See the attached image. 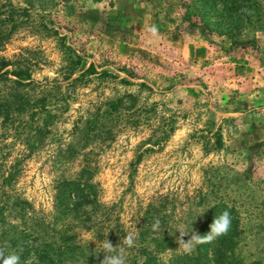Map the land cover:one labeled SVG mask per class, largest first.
Segmentation results:
<instances>
[{"label": "rangeland", "instance_id": "374dc122", "mask_svg": "<svg viewBox=\"0 0 264 264\" xmlns=\"http://www.w3.org/2000/svg\"><path fill=\"white\" fill-rule=\"evenodd\" d=\"M239 5L230 29L244 48L218 34L221 0L218 13L204 0H0V58L54 95L0 129V169L17 161L14 199L52 221L65 264H99L100 233L120 245L129 231L127 264L140 249L169 263L185 255L177 228L201 235L214 207L239 220L245 260L264 262V0ZM85 169L99 205L66 212L56 186ZM5 213L0 243L27 264V213L12 199Z\"/></svg>", "mask_w": 264, "mask_h": 264}, {"label": "trees", "instance_id": "16d2710c", "mask_svg": "<svg viewBox=\"0 0 264 264\" xmlns=\"http://www.w3.org/2000/svg\"><path fill=\"white\" fill-rule=\"evenodd\" d=\"M101 1V0H95ZM205 7L211 12L218 13L217 9L218 0H204ZM224 4V9L219 18L222 20L219 23V27L228 23V27L224 31H220L221 36H227L231 41L232 48H244L246 42L238 40L239 38L234 36L230 26L236 23V19L244 20L242 14H246V11H238L242 8L239 5L241 0H221ZM256 5V2H251ZM246 4V3H245ZM255 7V6H254ZM255 14V9L252 10ZM252 15L247 18L251 19ZM0 37V45L2 43ZM94 68L91 66L84 71L81 76L91 73ZM49 91L42 86L41 83L36 82L31 75L29 67L23 63V61L16 60L10 61L5 58H0V129L2 127L7 128L8 124H14L18 115L28 113L31 117L38 115L39 111L47 112ZM54 97L51 94L50 98ZM1 138V136H0ZM17 161L14 162L8 171L0 169V223H5L8 202L12 199L13 205L21 208V211L26 212L27 215L25 222L24 238L27 241L26 254L23 260L27 264H65L69 259L68 254L70 249L61 245L58 236V232L52 227V221H46L44 218L39 217V214L35 211L32 204L28 200L22 201V205H19V201L14 199L16 192L15 185L18 180L19 169L17 168ZM94 175L89 169L82 171L79 178L74 180L60 181L57 186V199L56 202L61 203V207L67 212L70 209H82L90 210L91 207L99 205L96 195L97 185L93 183ZM10 189L11 196L6 197L8 192L5 189ZM93 209V208H92ZM224 209H212L209 217L201 225V235H206L210 231V225L214 219ZM231 214V213H230ZM232 223L231 228L227 235L221 236L212 243H206L197 246L195 251L191 255H181L173 257L169 263L160 261L157 255L140 249L138 251V258L141 259L139 263L135 264H264L262 260H255L247 262L245 258L239 253V241L241 240L242 229L240 228L239 220L231 214ZM32 222V223H31ZM122 231V229H121ZM112 232H110L111 234ZM100 242L107 239V235L100 233ZM110 241L113 243L115 240L120 239L119 233H113L110 236ZM43 239L45 242L40 246H35L34 242ZM70 239V238H69ZM68 237H64L62 242L69 240ZM118 242V241H116ZM32 244V245H31Z\"/></svg>", "mask_w": 264, "mask_h": 264}, {"label": "clouds", "instance_id": "9594fccd", "mask_svg": "<svg viewBox=\"0 0 264 264\" xmlns=\"http://www.w3.org/2000/svg\"><path fill=\"white\" fill-rule=\"evenodd\" d=\"M153 37L158 36V27L152 25L149 30ZM232 217L229 211L221 212L210 225V231L206 235H200L193 229L185 233L183 226H179L177 231L179 236L176 239L177 249L183 254L191 255L197 246L212 243L221 236L227 235L231 228ZM153 232H163V225L159 218L155 219L151 225ZM139 237L138 231H129L122 239L120 245H114L109 239L100 242L101 255L97 256L99 264H127L128 249L137 245ZM0 264H20V255L14 250H10L7 242L0 243Z\"/></svg>", "mask_w": 264, "mask_h": 264}]
</instances>
